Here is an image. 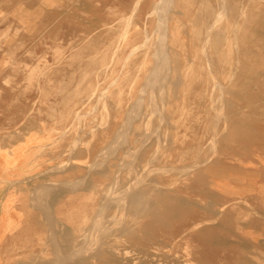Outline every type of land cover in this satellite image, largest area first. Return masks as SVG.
I'll return each instance as SVG.
<instances>
[{
    "label": "rangeland",
    "instance_id": "374dc122",
    "mask_svg": "<svg viewBox=\"0 0 264 264\" xmlns=\"http://www.w3.org/2000/svg\"><path fill=\"white\" fill-rule=\"evenodd\" d=\"M137 1L0 0V137L31 135L38 157L32 165L37 169L33 177L82 179L77 185H68L69 191L82 190L68 202L72 215L60 220L78 230L75 235L83 247L75 258H82L84 264H264V0H224L233 12L218 23L225 28L219 54L209 48L214 61L211 67L202 48L205 17L201 12L208 5L218 9L221 0H175L167 41L177 59L175 79L180 76L182 80L169 84L171 89L167 84V118L160 122L152 113L150 124L143 120L148 129L141 122V131L147 133L150 127L161 125L143 146L134 141L143 136L136 131L140 129L138 120H133L137 133L127 142L132 148L121 145L110 155L113 138L152 66L148 42L158 37L153 31L157 17L151 11L160 0ZM242 10L245 14L238 18ZM143 41L145 45H141ZM101 90L104 96L99 94ZM74 110L84 113L78 117ZM151 111L146 96L143 118ZM215 138L218 144L214 148L210 142ZM105 154L109 159L104 163ZM122 163L127 165L121 169ZM161 166L166 171L158 168ZM136 183L138 190L145 191L142 200L147 207L132 209L128 197L127 204L120 201L117 207L115 201L123 195L119 192ZM157 193L160 198L156 201ZM96 214L110 230L94 231ZM114 221L119 225L111 227ZM91 232L94 241L88 235Z\"/></svg>",
    "mask_w": 264,
    "mask_h": 264
},
{
    "label": "crops",
    "instance_id": "0c3cea01",
    "mask_svg": "<svg viewBox=\"0 0 264 264\" xmlns=\"http://www.w3.org/2000/svg\"><path fill=\"white\" fill-rule=\"evenodd\" d=\"M4 137H0V264H84L82 258L68 261L82 245L75 235L78 230L60 220L72 215L68 202L82 190L69 191L68 184L77 185L82 179L33 177L38 157L31 135ZM50 184L59 188L45 187Z\"/></svg>",
    "mask_w": 264,
    "mask_h": 264
},
{
    "label": "bare ground",
    "instance_id": "6f19581e",
    "mask_svg": "<svg viewBox=\"0 0 264 264\" xmlns=\"http://www.w3.org/2000/svg\"><path fill=\"white\" fill-rule=\"evenodd\" d=\"M102 1V0H101ZM109 1V0H108ZM139 1H141V0H138L136 3L137 4H139L140 2ZM209 1V0H208ZM226 1V0H225ZM225 1L224 0H221L220 2H218L219 3V8L218 9H211L210 8V6H212V5H208V6H206L205 7V9L201 12V15L203 16V17H205V19H204V21L202 22V24L204 23V29H203V32H204V35H203V42H202V48H203V51H204V55L206 56L205 58H206V63H208L209 65H210V67L213 65V63H214V61H213V58H212V56L210 55V53H209V48L211 47V48H213L214 49V51L215 52H219V49L221 48V45H222V29H224L225 27H223V28H221V26H222V24H221V26H220V24H218L219 23V21H220V23L221 22H223V18H225L226 16H230L231 14H232V9L230 10L229 8H228V6H227V3H225ZM228 1V0H227ZM139 2V3H138ZM142 2V1H141ZM174 2H175V0H160L159 2H157L156 4H155V7H154V10L153 11H151V13H154L155 15H156V17H157V27L155 28V30H153V31H155L156 33H157V39L154 41V42H148L149 41V35H148V32H147V29H146V31H145V34H146V37H148L147 38V40H146V38H145V40L148 42V47H150V48H152V52H153V59H152V66L149 68V72L145 75V79H144V84H143V87H142V90L140 89V92H139V94L137 95V97L135 98V100H134V102H135V104L133 103L132 104V107H129V109L127 110V113H126V116H125V118H124V123L121 125V127H120V129H118L117 130V132H116V134H115V137L113 138L114 140L112 141V145H111V147H112V152L110 153V155L113 153H115V151L118 149V148H120V146L122 145H124V146H126L127 145V147H128V150L129 149H131L132 147L131 146H128V140H129V138H130V135L131 134H135V133H137L138 135L140 134V135H142L143 137L142 138H140V137H136L135 138V140L134 141H136V142H138L139 143V145L140 146H143L144 144H145V142H146V140H148V138H149V140L151 139L150 138V136L153 134V133H158V128H159V125L160 124H157V125H155V126H153V127H150V131H149V133H147V132H143V131H141V127H139L140 126V124H141V122H143L144 123V119L147 121V123L148 124H150V122L152 121L151 120V118L153 117H151V114L152 113H156V115H157V117H158V120L161 122V121H163V120H165L166 118H167V116H166V114H165V112H164V107H165V101H166V99H167V96H168V94L170 93L169 92V87H170V85L169 84H175V83H178V82H180L181 80H182V78L180 77V76H178V78L176 77V79H175V75L174 74H176V72H177V68H178V66H175V61L177 60L176 58V60L173 58V56H172V54H171V49H170V46H169V44H168V21H169V19H170V17H171V8L173 7V5H174ZM229 2H231V0L229 1ZM21 3V2H20ZM211 2H209L208 4H210ZM235 3V2H234ZM237 3V2H236ZM235 3V4H236ZM76 4V3H75ZM107 4H109V3H107ZM136 4V5H137ZM202 4V3H201ZM235 4H233V5H235ZM238 4V3H237ZM206 5V4H205ZM239 5V4H238ZM248 5V4H247ZM247 7V6H246ZM91 8V7H90ZM136 8H137V6H136ZM135 8V9H136ZM202 8H203V6H202ZM215 8V7H214ZM93 9H95V8H93ZM104 9V8H103ZM235 9V8H234ZM246 9V8H245ZM137 10V9H136ZM198 10H199V8H198ZM132 11H134V10H132ZM149 11V10H148ZM245 11V10H244ZM243 10L239 13V15H237L238 16V18H239V16L241 15L242 17H243V15L245 14V12H244ZM104 13V12H103ZM134 13H135V11H134ZM198 13V12H197ZM1 14V13H0ZM131 14V13H130ZM133 14V13H132ZM131 14V15H132ZM2 15V14H1ZM3 15H4V13H3ZM226 15V16H225ZM133 16V15H132ZM131 16V17H132ZM225 16V17H224ZM125 17V16H124ZM249 17H251V16H249ZM105 18V17H104ZM128 18H130V17H128ZM223 19V20H222ZM97 20V19H96ZM198 20V19H197ZM222 20V21H221ZM127 21H129L128 19H127ZM227 21V20H226ZM199 22V21H198ZM238 22V21H237ZM128 23H131V21L130 22H128ZM132 24V23H131ZM229 24V23H228ZM243 24V23H242ZM249 24H250V22H249ZM130 25V24H129ZM129 25H127V30H128V26ZM224 25V24H223ZM238 24L236 23V26H237ZM243 25H245V24H243ZM201 26V25H200ZM231 26V25H230ZM239 26V25H238ZM77 27V26H76ZM122 27H124V26H122ZM246 27V26H245ZM113 28V27H112ZM118 28H119V26H118ZM234 28V27H233ZM235 28H237V27H235ZM239 28V27H238ZM241 28V27H240ZM68 29H70V28H68ZM78 29V28H77ZM76 29V30H77ZM107 29H109V28H107ZM116 29V28H115ZM256 29V28H255ZM74 30V29H73ZM111 29H109V31H110ZM200 30V29H199ZM199 30H197V32L199 31ZM201 30H202V28H201ZM200 30V31H201ZM229 31V30H228ZM259 31V30H258ZM67 32V31H66ZM77 32V31H76ZM127 32V31H126ZM224 33H225V31H223ZM257 32V31H256ZM68 33H71V31L70 32H68ZM115 33H117V32H115ZM154 33V32H153ZM199 33V32H198ZM200 33H202V32H200ZM67 34V33H66ZM75 34V33H74ZM73 34V35H74ZM119 34V33H118ZM124 34V33H123ZM126 34V33H125ZM125 34L123 35V36H125ZM68 35H70V34H68ZM111 35H113V34H111ZM117 35V34H116ZM196 35V34H195ZM198 35H200V34H198ZM235 35H236V31H235ZM76 36V35H75ZM74 36V37H75ZM123 36H121V38L123 37ZM152 35H150V37H151ZM226 36V35H225ZM231 37H232V35H230ZM234 36V35H233ZM153 37V36H152ZM151 37V38H152ZM120 38V39H121ZM226 38H227V36H226ZM103 39V38H102ZM153 39V38H152ZM198 39H200V38H198ZM46 40V39H45ZM98 40V39H97ZM231 40H233V39H231ZM93 41V40H92ZM96 41V40H95ZM145 41V42H146ZM237 41V40H236ZM236 41H235V45H236ZM96 42H98V41H96ZM118 42H120V40L118 41ZM224 42V41H223ZM230 42V41H229ZM252 42V41H251ZM110 43V42H109ZM231 43V42H230ZM102 44V43H101ZM119 44L120 43H118V46H119ZM138 44V43H137ZM144 44V41L143 42H141V45H143ZM229 44V43H228ZM140 47H141V45H140V43L138 44ZM145 45V44H144ZM230 45V44H229ZM232 45V44H231ZM90 46V45H89ZM92 46V45H91ZM139 46H138V49H139ZM147 46V45H146ZM137 47V46H136ZM145 47V46H144ZM143 47V48H144ZM230 47V46H229ZM240 47V46H239ZM133 48V47H132ZM131 48V49H132ZM225 48V47H224ZM118 49V48H117ZM111 50V49H110ZM116 50V49H115ZM135 50H137V49H135ZM134 50V51H135ZM149 50V49H148ZM222 50V49H221ZM236 50H237V48H236ZM131 51V50H130ZM133 51V50H132ZM131 51V53L133 54V52ZM116 52V51H115ZM223 52V51H222ZM237 52H238V50H237ZM227 52H225V54H226ZM232 53V52H231ZM231 53H229V54H231ZM219 54V53H218ZM139 55V54H138ZM228 55V54H227ZM128 56H130L129 55V53H128ZM128 56H126L125 58L127 59V57ZM220 57V56H219ZM231 57V56H230ZM238 57V59H239V56H237ZM204 58V59H205ZM235 59V58H234ZM233 59V60H234ZM220 60V59H219ZM229 60V59H228ZM231 61V60H230ZM229 61V62H230ZM234 61H236V60H234ZM216 62V61H215ZM238 62V61H237ZM250 62V61H249ZM103 65H105L106 64V67H107V61L106 60H104L103 62ZM112 63V62H111ZM110 63V64H111ZM233 63V62H232ZM110 64L108 65V67L110 66ZM125 64V63H124ZM123 64V65H124ZM234 64V63H233ZM239 64V63H238ZM241 64V63H240ZM150 65H151V63H150ZM177 65V64H176ZM209 65H208V67H209ZM226 65V64H225ZM255 65V64H254ZM125 66V65H124ZM214 66V65H213ZM220 66H221V64H220ZM231 66H232V64H231ZM104 67V66H103ZM102 67V68H103ZM237 67V66H236ZM253 67V66H252ZM100 68H101V66H100ZM228 68H230V67H228ZM232 68V67H231ZM238 68V67H237ZM261 68V67H260ZM108 69V68H107ZM106 69V70H107ZM102 70V69H101ZM123 70V69H122ZM212 70V69H211ZM231 70V69H230ZM230 70H228V71H230ZM208 71V70H207ZM102 72H104V69H103V71ZM211 72H213V70L211 71ZM210 72V73H211ZM236 72V71H235ZM97 73V72H96ZM214 73V72H213ZM115 74V73H114ZM216 74V73H215ZM232 74V73H231ZM234 74V73H233ZM236 74V73H235ZM234 74V75H235ZM261 74V73H260ZM97 75V74H96ZM211 75H212V73H211ZM100 76H102V74L100 75ZM105 76H107V75H105ZM113 77H114V75H113ZM119 77V76H118ZM127 77V76H126ZM211 77V76H210ZM106 78V77H105ZM125 78V77H124ZM103 80V79H102ZM119 79L118 78H115V80L114 81H118ZM210 80V79H209ZM211 80H214V79H211ZM220 80V79H219ZM113 81V80H112ZM217 81V80H216ZM216 81H214V83L216 82ZM115 83V82H114ZM221 83H222V81H221ZM246 83V82H245ZM244 83V84H245ZM169 85V87H168V85ZM216 84H217V82H216ZM215 84V86H217L218 84H220V83H218L217 85ZM108 86V85H107ZM222 87V85H219V87ZM173 87H175V86H173ZM220 87V91H221V88ZM172 87H170V89H171ZM213 88V87H212ZM218 88V87H217ZM225 88V87H224ZM92 89H93V87H92ZM107 88H105V91H107L106 90ZM89 91H91V90H89ZM93 91V90H92ZM102 92L101 93H99L100 95H102V96H104V91L103 90H101ZM219 91V93L221 94V92ZM96 92V91H95ZM213 92V91H212ZM211 92V93H212ZM224 92V91H223ZM90 93V92H89ZM93 93H94V91H93ZM111 93V92H110ZM88 94V93H87ZM108 94V93H107ZM218 95V94H217ZM225 95H227V94H225ZM93 96V95H92ZM146 96H148L149 97V99H150V104H151V112H150V114L148 115V114H146L147 115V118H143V116H145V112H144V99H146ZM171 96V95H170ZM173 96V95H172ZM212 96V95H211ZM213 96H215V95H213ZM212 96V97H213ZM222 96V95H221ZM98 97L100 98V96L98 95ZM211 97V100L212 99H214V98H212ZM224 96H222V98H223ZM258 97H260V96H258ZM162 99L163 101L162 102H160L159 101V99ZM219 98V97H218ZM217 98V99H218ZM221 98V99H222ZM92 99V98H91ZM216 99V100H217ZM89 100V99H88ZM215 100V99H214ZM220 100V99H219ZM91 101V100H90ZM99 101V100H98ZM147 101V100H146ZM168 101V100H167ZM211 102H213V101H211ZM95 103V102H94ZM214 103H215V101H214ZM223 103V102H222ZM229 103H231V102H229ZM211 104H213V103H211ZM210 104V106H212ZM98 105H99V103H98ZM105 105V104H104ZM148 105H149V103H148ZM219 105V104H218ZM95 107L97 106V105H94ZM220 106H222V104L220 105ZM224 106H225V104H224ZM95 107L93 108V109H95ZM104 107V109H105V106H103ZM213 108V107H212ZM224 109V108H223ZM101 110V109H100ZM214 110H216L215 108H214ZM75 111V110H74ZM88 111V110H87ZM90 111V110H89ZM88 111V112H89ZM102 111V110H101ZM249 111V110H248ZM238 112H239V110H238ZM237 112V113H238ZM84 113V112H83ZM83 113H80V112H78L77 110L75 111V114H76V116L78 115V117L81 115V114H83ZM91 113H93V111L91 112ZM219 112H217L216 111V114H218ZM87 114H89V113H87ZM249 114H251V113H249ZM220 115V114H219ZM221 115H222V113H221ZM75 116V117H76ZM150 116V117H149ZM224 116H225V114H224ZM230 116V115H229ZM228 116V117H229ZM87 116H85V118H86ZM149 117V118H148ZM257 117V116H256ZM217 118V117H216ZM259 118V117H258ZM78 119V118H77ZM102 119V118H101ZM226 119V118H225ZM248 119V118H247ZM96 120V119H95ZM133 120H138V122H139V124L137 125V127L138 128H140L139 130H136L135 131V129H134V124H133ZM168 120V119H167ZM212 120V119H211ZM219 120H221V116L219 117ZM218 120V121H219ZM227 120V119H226ZM79 121V120H78ZM91 121V120H90ZM215 121V119L213 120V122ZM230 121V120H229ZM233 121V120H232ZM80 122V121H79ZM212 122V121H211ZM210 122V123H211ZM216 122V121H215ZM81 123V122H80ZM79 123V124H80ZM108 123V122H107ZM147 123H144L145 125H147ZM219 123V122H218ZM167 124H168V122H167ZM212 124V123H211ZM215 124V123H214ZM227 123H225V125H226ZM237 124V123H236ZM149 125H147V127L145 128V129H148L149 127H148ZM161 126V125H160ZM215 126V125H214ZM219 126V125H218ZM235 126V125H234ZM225 127H227V125L225 126ZM98 128V127H97ZM162 128V127H161ZM213 128V127H212ZM211 128V129H212ZM93 129H91V131H92ZM212 131H213V129H212ZM93 132V131H92ZM225 133V132H224ZM159 134H160V132H159ZM218 134V133H217ZM240 134V133H239ZM214 135V134H213ZM252 135V134H251ZM215 136V135H214ZM219 136V135H218ZM253 136V135H252ZM159 137V136H158ZM167 137V136H166ZM244 137V136H243ZM161 138V137H160ZM165 139V138H164ZM167 139V138H166ZM213 139V138H212ZM217 138H215L214 140H213V142H210L209 140H208V142H210V144H212L213 143V147L215 148L216 146H217V141L218 140H216ZM50 141V140H49ZM79 141V140H78ZM77 141V142H78ZM212 141V140H211ZM207 142V143H208ZM50 143V142H49ZM48 143V144H49ZM148 143V142H147ZM165 143V142H164ZM46 145H47V143H46ZM45 145V146H46ZM75 145V144H74ZM146 145V144H145ZM260 145H262V144H260ZM44 146V145H43ZM110 146V145H109ZM263 146V145H262ZM39 147V146H38ZM41 147V146H40ZM39 147V148H40ZM77 147V146H76ZM157 147H159V146H157ZM203 147H205V145H203ZM43 148V147H42ZM139 148H141V147H139ZM76 149V148H75ZM105 149H108L109 150V148H105ZM206 149V148H205ZM37 150H38V148H37ZM139 150V149H138ZM157 150V149H156ZM214 150V149H213ZM106 151V150H105ZM111 151V150H110ZM208 151V150H207ZM215 151V150H214ZM102 152V151H101ZM109 152V151H108ZM133 152V151H132ZM201 152V151H200ZM203 152H204V150H203ZM210 152V151H209ZM216 152V151H215ZM100 153V152H99ZM102 153H104V151L102 152ZM106 153V152H105ZM202 153V152H201ZM200 153V154H201ZM158 154V153H157ZM215 154V153H214ZM99 155V154H98ZM131 155H133V153L131 154ZM130 155V156H131ZM134 155L136 156L137 154H135V152H134ZM205 155V154H204ZM107 155L105 154V157H104V160L102 161V162H104V161H108L107 160V158L108 157H106ZM127 156V155H126ZM134 156V157H135ZM138 156V155H137ZM207 156V154L205 155V157ZM214 156V155H213ZM110 157V156H109ZM122 158V157H121ZM127 158V157H126ZM156 158V157H155ZM210 158V157H209ZM109 159V158H108ZM122 159H124V158H122ZM135 159H136V157H135ZM197 159V158H196ZM212 159V158H211ZM97 160V159H96ZM111 160V159H110ZM109 160V161H110ZM127 160V159H126ZM222 160V159H221ZM156 161V160H155ZM209 161V160H208ZM96 162H99V161H96ZM151 162V161H150ZM206 162H207V157H206ZM105 163V162H104ZM130 163H131V161H130ZM134 163V162H133ZM195 164V163H194ZM201 163H199V165H200ZM204 164V163H203ZM104 164H102V166H103ZM125 165H127V163L125 164V163H122L121 164V166H120V168L122 169V167L123 166H125ZM59 166V165H58ZM94 166V165H93ZM101 166V165H100ZM99 166V167H100ZM129 166V165H128ZM148 166V165H147ZM191 166H193V165H191ZM198 166V165H197ZM95 167V166H94ZM118 167H119V165H118ZM126 167V166H125ZM134 167V166H133ZM185 168H186V166H184ZM93 168V167H92ZM103 168V167H102ZM124 168V167H123ZM130 168V167H129ZM132 168V167H131ZM135 168V167H134ZM155 168H157V167H155ZM159 169L160 168H162V166L161 167H158ZM157 168V171L159 170ZM179 168V167H178ZM188 168H190V166L188 167ZM192 168V167H191ZM190 168V169H191ZM193 168H194V166H193ZM192 168V169H193ZM205 168H207V167H205ZM93 169H95V168H93ZM105 169V168H104ZM104 169H103V171H104ZM119 171L121 170V169H119V168H117ZM150 169L151 168H149V171H150ZM162 169H164V171H166V169L165 168H162ZM107 170V169H106ZM105 170V171H106ZM129 170V169H128ZM133 170V169H132ZM132 170H130V171H132ZM146 170V169H145ZM155 171V169L154 168H152V171ZM186 171H188V169H185ZM46 171V170H45ZM48 171V170H47ZM49 171H50V169H49ZM117 171V170H116ZM122 171V170H121ZM169 171V170H168ZM183 171H184V169H183ZM190 171V170H189ZM134 172H136V168H135V171ZM141 173H142V171H141ZM187 173V172H186ZM118 171H117V175H116V173H115V175L116 176H118ZM145 174V173H144ZM144 174H141V175H144ZM199 174H201V173H199ZM199 174H198V177H199ZM130 175H131V173H130ZM139 175H140V173H139ZM204 175V174H203ZM116 176H114V178H117ZM127 177V176H126ZM121 178V177H120ZM144 178V177H143ZM146 178V177H145ZM127 179V178H126ZM142 179V178H141ZM116 180V179H115ZM129 180V179H128ZM132 180V179H131ZM135 180V179H134ZM137 180H139V179H136V181ZM146 180V179H145ZM136 181H134V182H136ZM142 181H144V180H142ZM62 182V181H61ZM118 182V181H117ZM131 182V181H130ZM139 182V181H138ZM148 182V181H147ZM151 182V181H150ZM52 183V182H51ZM54 183V182H53ZM71 184V183H70ZM70 184H68V185H70ZM133 183H131V185H132ZM140 184H141V181H140ZM159 184V183H158ZM64 185V184H63ZM115 185V184H114ZM128 185H130V184H128ZM127 185V186H128ZM137 185H138V183H136V184H134L133 186H131V187H129V189H128V187L125 189V188H123V190H121V192H119L120 190H116V192L118 193H123V195H120V197H119V199H117V201H115L114 199V201L116 202V204H117V202L118 203H120V201H123V202H125L126 200H125V198L126 197H128L129 198V200H130V203H131V207H132V209H135V210H137V209H141V210H143L145 207H147V202L145 203V201H143L142 200V196H143V194H144V196H145V191H141V190H138V187H137ZM44 186V185H43ZM49 186V185H48ZM71 186V185H70ZM139 186V185H138ZM146 186H148L147 184H146ZM156 186H157V184H156ZM67 187V186H66ZM117 187H119V186H114V189H116ZM144 187V186H143ZM155 187V186H154ZM49 188H50V186H49ZM158 188V187H157ZM42 189V188H41ZM118 189V188H117ZM125 190V191H124ZM107 191H109V190H107ZM124 191V192H123ZM39 192V191H38ZM112 192V191H111ZM116 193V194H117ZM118 193V194H119ZM151 193V192H150ZM118 194H117V196H118ZM33 195V194H32ZM111 195V194H110ZM109 195V196H110ZM113 195V194H112ZM158 196H160L158 193H157V196L155 197V200L157 201L158 200V198H160V197H158ZM111 197V196H110ZM148 197V196H147ZM115 198V197H114ZM117 198V197H116ZM105 199V198H104ZM106 200H108V199H105V201ZM104 201V202H105ZM110 201H112V200H110ZM43 202V201H42ZM108 202V201H107ZM106 202V203H107ZM113 202V201H112ZM123 202H122V204H123ZM215 202V201H214ZM105 203V204H106ZM126 203V202H125ZM102 204H103V202H102ZM108 204V203H107ZM127 204V203H126ZM208 204H210V203H208ZM104 205V204H103ZM112 205V204H111ZM110 205V206H111ZM118 206L117 207H119L120 208V206H119V204H117ZM121 205V204H120ZM100 206V205H99ZM102 206V205H101ZM106 206V205H105ZM154 207V205L153 204H151V207ZM156 206V205H155ZM202 206V205H201ZM44 207V206H43ZM47 207V206H46ZM49 208V207H48ZM104 208V207H103ZM108 208H110V207H108ZM98 209V208H97ZM118 209V208H117ZM212 209V208H211ZM223 209V207L221 208V210L220 211H223L222 210ZM46 210H47V208H46ZM103 210V209H102ZM105 210V209H104ZM125 211H126V208L124 209ZM213 210V209H212ZM107 211V210H106ZM118 211V210H117ZM116 211V212H117ZM124 211V212H125ZM205 211V210H204ZM219 211V210H218ZM217 211V212H218ZM104 212V211H103ZM103 212H102V214H103ZM215 212V211H214ZM96 213H98V211L96 212ZM99 213H101L100 211H99ZM98 213V214H99ZM126 213V212H125ZM218 213H220V212H218ZM217 213V214H218ZM47 214V213H46ZM74 214V213H73ZM106 214V213H105ZM122 214V213H121ZM222 214V213H221ZM257 214H259V212L257 213ZM117 215V214H116ZM115 215V216H116ZM96 216H98L97 214L95 215V218H96ZM100 216V215H99ZM98 216V217H99ZM113 216H114V214L111 216L110 215V217H108V219L110 218H113ZM120 216H122L123 217V215H120ZM118 217L119 219L121 218V217ZM124 216H125V214H124ZM219 216V215H218ZM49 217V216H48ZM94 217V216H93ZM101 217V216H100ZM92 218V217H91ZM91 218H90V220H91ZM102 218H104V217H102ZM107 218V217H106ZM105 218V219H106ZM124 218V220H125V217H123ZM88 219V218H87ZM86 219V220H87ZM117 218H115V220H116ZM119 219H117L116 220V222L119 220ZM201 219V218H200ZM212 219V218H211ZM210 219V220H211ZM83 220V219H82ZM89 220V221H90ZM95 220V219H94ZM104 220V219H103ZM101 218H96V220H95V225H94V227H95V229H94V231H100V232H104V231H108V230H104V229H106V223L103 221ZM123 220V221H124ZM216 220H217V218H216ZM109 221H111V220H109ZM200 221V220H199ZM50 222V221H49ZM120 222V221H119ZM202 222V221H201ZM205 222V221H204ZM114 223H115V221H114ZM118 223V222H117ZM116 224V223H115ZM114 224V226H113V224H112V226H111V224H110V226L111 227H116V226H118L117 224L115 225ZM123 224V223H122ZM200 224V222H197V223H195V225H198V226H200L199 225ZM203 224V223H202ZM217 224V223H216ZM49 225H50V223H49ZM74 225V224H73ZM121 225V224H120ZM194 225V226H195ZM58 226H59V223H58ZM85 226H87V224L85 225ZM122 226V225H121ZM93 227V226H92ZM211 227V226H210ZM209 227V228H210ZM88 228V227H87ZM108 228V227H107ZM110 228V227H109ZM108 228V229H109ZM192 228V227H191ZM91 229V228H90ZM92 230H93V228H92ZM110 230V229H109ZM122 230H123V228H122ZM121 230V231H122ZM85 231V230H84ZM83 231V232H84ZM189 231V230H188ZM50 232V231H49ZM88 232H89V230H88ZM93 232V231H92ZM92 232L91 233H87L89 236H90V238L92 237L93 238V236H92ZM52 233V232H51ZM105 233V232H104ZM85 234V233H84ZM93 234H95V233H93ZM98 235H99V233H97ZM111 234V233H110ZM181 234V233H180ZM200 234V233H199ZM97 235V236H98ZM108 236H110L109 234H107ZM34 236V235H33ZM200 236H202V235H200ZM49 237H50V235H49ZM81 237V236H80ZM85 237H86V235H85ZM122 236H120V238H121ZM176 237V236H175ZM174 237V238H175ZM53 238V237H52ZM91 238V239H92ZM95 238V237H94ZM94 238L92 239V241H94ZM112 238V237H111ZM173 238V239H174ZM177 238V237H176ZM204 238H205V236H204ZM86 240L88 239V236H87V238H85ZM113 239V238H112ZM111 239V240H112ZM122 239V238H121ZM54 240V239H53ZM56 240V239H55ZM86 240H84V241H86ZM126 240V239H125ZM100 241V240H99ZM58 242V241H57ZM89 242H91V240L89 241ZM73 243V242H72ZM85 243V242H84ZM83 243V244H84ZM93 243V242H92ZM112 244L114 243L113 242V240H112V242H111ZM117 243V242H116ZM120 243V242H119ZM118 243V244H119ZM54 244V243H53ZM87 244H88V241H87ZM94 245H98V244H95V243H93ZM110 244V243H109ZM118 244H116V247H117V245ZM123 243H121V245L120 246H123L122 245ZM125 244V243H124ZM128 244V243H127ZM136 244V243H135ZM80 245V244H79ZM86 244H84V247H86L85 246ZM91 245V244H90ZM105 245H107V244H105ZM105 245H103V246H105ZM114 245H115V243H114ZM130 245H131V243H130ZM138 245V244H137ZM59 246V245H58ZM78 246V245H77ZM89 246V245H88ZM93 246V245H92ZM112 246V245H111ZM67 247V246H66ZM81 247H83V246H80V248ZM90 247V246H89ZM112 247H114V246H112ZM134 247V246H133ZM138 247V246H137ZM56 248H58V247H56ZM76 248H78V247H76ZM87 248V247H86ZM119 248V247H118ZM121 248V247H120ZM65 249V248H64ZM72 249V248H71ZM74 249V248H73ZM93 249H94V247H93ZM104 249V248H103ZM108 249H109V247L107 248V251H108ZM148 249V248H147ZM146 249V250H147ZM150 249V248H149ZM110 250V249H109ZM123 250V249H122ZM122 250H121V252H122ZM134 250V249H133ZM132 250V251H133ZM153 250V249H152ZM73 251V250H72ZM75 251V250H74ZM111 251V250H110ZM132 251H131V253H132ZM77 251H75V252H72V255L70 254V256H75L77 253H76ZM79 252H81V251H79ZM82 252H83V250H82ZM100 252V251H99ZM138 252V251H137ZM58 253L59 252H57V255H58ZM110 253V252H109ZM126 253H127V251H126ZM130 253V252H129ZM113 254V253H112ZM119 254V253H118ZM146 254V253H145ZM61 255V254H60ZM121 255H123L124 257L126 256L123 252H122V254ZM129 255V254H128ZM139 255V254H138ZM116 256V255H115ZM160 256V255H159ZM170 256V255H169ZM127 257V256H126ZM65 258V257H64ZM63 258V259H64ZM75 258V257H74ZM150 258V257H149ZM165 258V257H164ZM63 259L61 260V261H63ZM113 259V258H112ZM116 259V258H115ZM119 259V258H118ZM168 259V258H167ZM44 260V259H43ZM132 260V259H131ZM130 260V261H131ZM60 261V262H61ZM68 261H70V260H68ZM118 261H120V260H118ZM117 261V262H118ZM125 261H128V260H126L125 259ZM133 261V260H132ZM132 261L130 262V263H132ZM161 261V260H160ZM59 262V261H58ZM162 262V261H161ZM164 262V261H163ZM62 263H64V262H62ZM120 263H123L122 261L120 262ZM133 263H134V261H133ZM132 263V264H133ZM157 263V262H156ZM56 264H59V263H57L56 262ZM155 264V263H154Z\"/></svg>",
    "mask_w": 264,
    "mask_h": 264
}]
</instances>
